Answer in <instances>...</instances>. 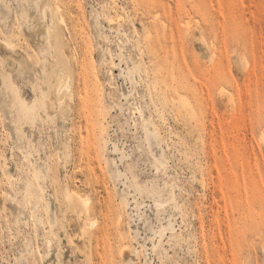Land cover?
<instances>
[{
    "label": "rangeland",
    "instance_id": "rangeland-1",
    "mask_svg": "<svg viewBox=\"0 0 264 264\" xmlns=\"http://www.w3.org/2000/svg\"><path fill=\"white\" fill-rule=\"evenodd\" d=\"M0 264H264V0H0Z\"/></svg>",
    "mask_w": 264,
    "mask_h": 264
},
{
    "label": "bare ground",
    "instance_id": "bare-ground-1",
    "mask_svg": "<svg viewBox=\"0 0 264 264\" xmlns=\"http://www.w3.org/2000/svg\"><path fill=\"white\" fill-rule=\"evenodd\" d=\"M184 1V0H183ZM176 2V1H175ZM211 2V1H210ZM194 6V5H193ZM222 8V7H221ZM192 9H193V7H192ZM219 11V10H218ZM199 12V11H198ZM193 15V14H192ZM171 17V16H170ZM197 17V16H196ZM214 17V16H213ZM218 17V16H217ZM113 18H114V16H113ZM113 18H111V21H112V19ZM195 18V17H194ZM118 19V18H117ZM188 19V21H189V18H187ZM196 19H199V18H196ZM216 19V18H215ZM116 20V19H115ZM199 22L201 21L200 19L198 20ZM217 21L219 22V20L217 19ZM183 22V21H182ZM187 22V20L185 21V23ZM196 22V21H195ZM189 22H187V24H188ZM192 22H190L189 24H191ZM198 23V22H197ZM187 24H184L185 26L187 25ZM192 24H194V23H192ZM200 25H201V23H199ZM205 24V23H204ZM203 24V25H204ZM199 25V26H200ZM190 26V25H189ZM233 26V25H232ZM197 27V26H196ZM200 27H202V26H200ZM205 27V26H204ZM188 28V27H187ZM203 28V27H202ZM188 30L190 31V29L188 28ZM188 30H186V32H184L185 33V36H186V34H187V31ZM197 30V29H196ZM183 31H185V29H183ZM200 31H201V35H202V38H204V34H205V32L206 31H204L203 29H201L200 28ZM194 32H196V31H194ZM183 33V34H184ZM197 33V32H196ZM198 33H200V32H198ZM49 34H51L54 38H55V40H56V45H58L59 46V51H58V56H59V62L56 64V74H55V77H54V79H53V83H51L49 80L47 81V84H46V89L47 90H49V95L45 92V95H44V97H43V106H44V108L50 113V114H52V115H54L57 111H59V108L57 107L58 106V104L56 105V101H52V99H50V98H53V99H55V100H57L58 99V97L60 96V92H63L62 90H66L67 92H69V90H70V87H71V77H72V74H71V70H70V63L72 62V60H71V62H70V57L72 56L71 54H70V50H68L67 48H65V46H61L60 44H62V37H61V32H60V27H59V24H56L55 26H53V30H52V32H49ZM189 34V33H188ZM191 35V34H190ZM192 35H193V31H192ZM218 35V34H217ZM50 36V35H49ZM185 36L183 35V37L185 38ZM204 41H206V38H205V40ZM212 41V40H211ZM215 41H213V43H214ZM205 43V42H204ZM208 43V41H206V43H205V45ZM213 43H212V45H213ZM209 44V43H208ZM211 45V44H210ZM214 45H216V43L214 44ZM223 45V44H222ZM209 46V45H208ZM220 46V45H219ZM212 47V46H211ZM213 48H215V46L213 47ZM212 48V49H213ZM222 49V48H221ZM87 55H88V53H87ZM86 55V56H87ZM93 57V56H92ZM76 58V57H75ZM83 60V59H82ZM86 60V59H85ZM87 60H88V58H87ZM86 60V61H87ZM88 62V61H87ZM84 63V62H83ZM88 65V64H87ZM216 65V64H215ZM92 68V67H91ZM94 79V78H93ZM83 81V80H82ZM85 84V83H84ZM82 88V87H81ZM89 91H90V89H88ZM95 90V89H94ZM96 90H97V88H96ZM65 91V92H66ZM95 94V93H94ZM90 95V94H89ZM81 99V98H80ZM59 100H61V99H59ZM59 100H58V102H59ZM63 102L65 103L66 102V99H63ZM60 103H61V101H60ZM88 103V102H87ZM63 103H61V105H62ZM60 105V104H59ZM64 105V104H63ZM65 106V105H64ZM66 107H68V103H67V105H66ZM215 128V127H214ZM217 131V130H216ZM231 136V135H230ZM227 141V140H226ZM260 142H261V140H259ZM236 142V141H235ZM96 144V143H95ZM226 165V164H225ZM70 193V192H69ZM80 198H81V200H82V202L84 203V205H85V207H86V205L89 203V198H84V197H81L80 196ZM85 207L84 208H82L83 210L85 209ZM87 211V210H86ZM87 213V212H86ZM77 223H78V225L81 227V229H83L82 227H84L85 226V224H83L81 221H80V217H78V220H77ZM85 223V222H84ZM119 223H123V216H122V214H119ZM96 224V220H93L92 221V225H95ZM71 237H73V236H71ZM72 240V239H71ZM72 242V241H71ZM126 245V247H127V243L125 244Z\"/></svg>",
    "mask_w": 264,
    "mask_h": 264
}]
</instances>
